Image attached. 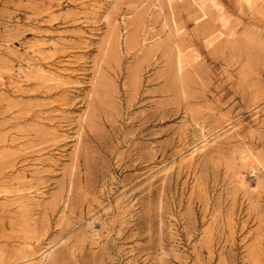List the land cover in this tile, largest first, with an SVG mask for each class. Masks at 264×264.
<instances>
[{"label": "rangeland", "instance_id": "obj_1", "mask_svg": "<svg viewBox=\"0 0 264 264\" xmlns=\"http://www.w3.org/2000/svg\"><path fill=\"white\" fill-rule=\"evenodd\" d=\"M0 264H264V0H0Z\"/></svg>", "mask_w": 264, "mask_h": 264}]
</instances>
